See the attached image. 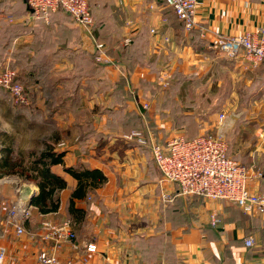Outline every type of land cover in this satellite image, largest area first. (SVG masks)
Masks as SVG:
<instances>
[{"label": "crops", "instance_id": "crops-1", "mask_svg": "<svg viewBox=\"0 0 264 264\" xmlns=\"http://www.w3.org/2000/svg\"><path fill=\"white\" fill-rule=\"evenodd\" d=\"M87 1L99 16L93 26L111 24L124 34H109L105 46L63 11L35 19L26 0H0V70L21 58L29 75L32 71L37 79L46 77L49 90H60L57 108L48 111L58 120L55 149L66 151L65 166L81 163L106 177L100 187L74 200L84 211L79 220L67 212L76 181L63 173L62 165L51 167L66 181L58 193V210L41 214L30 207L22 235L15 233L12 215L3 220L7 208L0 205L3 264H39L38 253L51 250L41 238L42 224L65 221L75 240L62 244L58 264H264V217L178 195L174 186L161 183L150 149L152 141L203 132L206 124L200 121L209 117V108L197 112L192 97L202 94L204 100L207 95L191 88L205 79L183 76L196 75L206 62L218 67L232 62L230 66L242 70L243 60L219 57L211 43L216 35L264 27V0H197L199 27L192 31L178 27L172 14L171 22L164 0ZM151 29L157 33L150 34ZM99 43L104 44L102 51ZM174 73L181 78H166ZM50 101L48 96L46 103ZM2 176L6 180H0V195L8 200L6 191L11 194L17 185L6 182L19 180L13 174ZM248 187L258 192L263 181L254 178ZM32 192V184L20 186L26 201ZM248 237L253 239L250 247L244 244Z\"/></svg>", "mask_w": 264, "mask_h": 264}, {"label": "rangeland", "instance_id": "rangeland-1", "mask_svg": "<svg viewBox=\"0 0 264 264\" xmlns=\"http://www.w3.org/2000/svg\"><path fill=\"white\" fill-rule=\"evenodd\" d=\"M89 11L94 22L99 16L94 14L90 6ZM166 13V16L172 19L171 22H173V18L170 16L172 12ZM163 20L168 23L167 19L163 18ZM99 25L100 27L96 32L100 42L104 43L105 46L109 45V34H124V32L119 30L114 31L111 24L109 26L106 23ZM149 32L154 34L157 33V30L151 29ZM218 53L219 57L227 58L219 51ZM106 56L109 57V54L106 53ZM98 60L97 62H102L100 59ZM241 64L242 70L240 68L236 70L232 62L220 64L219 67L214 63L206 62L203 63V70L195 73L196 75L192 72H183L186 74L183 78L192 77L202 81L205 79L202 85L191 88L192 90L194 89V92H202L203 90L207 95L204 100L202 99V94L200 96L195 93V96L192 97L197 112H201L204 109L203 113H205V108H209V117L200 121L206 124L200 134L209 133L220 137V139L225 141L227 153L232 159L245 166L249 172L264 175V66L258 68L247 61H243ZM83 66L85 65L83 64ZM10 68L15 71V81L23 88L26 102L17 100L11 92L0 87V150L4 151V148H10L12 151L11 158L20 159L22 165L27 166L37 157L39 151L44 147V143H49L53 146L57 143L54 139L59 136V131L57 130L58 120L51 118L48 115V111L52 112L54 108H57L58 99H61L60 90L59 92L58 90L56 92L55 90H49L51 82L46 81L47 79H44L46 77H38L36 83H33L31 79L27 80L25 75V73L27 74L25 72L26 67L21 58L17 59ZM250 69H252L251 74H249ZM181 72L178 73L181 74ZM178 73H174L172 76L169 75L166 78H181ZM162 77L165 78V75H162ZM172 89L178 90L179 88ZM184 89L187 90L188 88ZM48 90L51 95H54H48ZM187 91L191 92V90ZM48 96L51 101L46 103ZM205 100L208 101V106ZM46 114L47 118H44ZM220 115H223V117L219 121ZM2 155L3 152H0V160H2ZM18 169L20 170L21 168L19 167ZM6 170L0 163V173H4ZM13 176L17 177L19 181L6 183L7 186L10 185L12 187L17 185L16 191H12L11 194L8 190L6 191L5 194H8V200L6 198L2 200L0 195V205L3 208H7V213L3 220L8 218L12 214L11 210L21 202V210L24 209V206L28 210L30 207H34L31 205L27 206L26 197L20 194V186L32 184L35 187V192L32 193L35 194L37 192L35 184L25 178L26 174H13ZM0 180H6V177L2 176ZM10 195H12L11 198ZM193 197H198L203 205L222 203L225 206H235L226 201L209 200L196 195ZM23 216L20 218L19 223L27 228L29 214L26 218Z\"/></svg>", "mask_w": 264, "mask_h": 264}, {"label": "built area", "instance_id": "built-area-1", "mask_svg": "<svg viewBox=\"0 0 264 264\" xmlns=\"http://www.w3.org/2000/svg\"><path fill=\"white\" fill-rule=\"evenodd\" d=\"M26 3L35 19L63 11L92 34L93 20L87 0H26ZM165 4L172 9L186 31L199 27L196 23L197 0H165ZM211 45L229 59L258 65L264 62V27L239 35H216ZM97 49L102 51V44H97ZM15 78V71L5 66L0 72V87L11 92L17 100L26 102L23 88ZM222 117L219 116V121ZM131 134L141 143L145 142L139 132ZM150 149L153 162L160 172L161 183L174 186L178 195H196L209 200L230 202L245 214L256 213L264 217V175L253 174L232 159L227 153L225 141L220 137L205 133L187 138L180 134L164 142L152 141ZM254 178L263 181V187L258 192H251L248 187ZM21 207L22 202L11 210L17 235L24 233L20 218L23 215L26 218L29 214L27 207L24 206L22 210ZM210 220L212 225L216 223L214 216ZM42 231L41 238L50 244L51 250H41L37 261L39 264H58V252L62 244H74L75 233L71 224L68 221L61 224L44 222ZM244 244L246 247L252 246L253 239L248 237ZM87 250L92 251L94 247L88 246ZM5 255V248L0 245V264L4 263Z\"/></svg>", "mask_w": 264, "mask_h": 264}, {"label": "trees", "instance_id": "trees-1", "mask_svg": "<svg viewBox=\"0 0 264 264\" xmlns=\"http://www.w3.org/2000/svg\"><path fill=\"white\" fill-rule=\"evenodd\" d=\"M166 7L172 12L174 18L179 24V27L184 29L182 22L177 19L172 9L167 5ZM99 24L102 23L95 22L92 30V35L95 36L98 41L100 40L96 31L100 27ZM106 52L109 54L108 49H106ZM97 56L98 55L93 56L92 54V57H94L96 61H99ZM96 63L98 65H102L99 62ZM259 65H264V62H261ZM29 70H25V72H27V74L25 73L27 80L31 79L33 83H36V81H38L37 77L32 76V71L29 75ZM57 140L58 136L55 137L54 141L56 142ZM4 149V151L0 150L1 153L3 152L0 163L2 164L3 168L7 169L4 173L17 175L26 174L25 178L33 182L37 187V192L30 198V205L34 206L41 214H48L58 210V193L66 187V181L61 175L52 172V166L62 165L63 173L71 176L76 181V187L71 192L68 199L67 212L77 220L82 218L84 211L75 207L74 200L85 197L90 190L100 187L106 181V177L103 172L97 168L90 169L81 163L73 166H65L63 162V156L65 155L66 151L56 150L55 147L49 143H44V147L39 151L37 157H35L27 166H23L20 159L11 158L12 151L10 148L7 147ZM19 167L21 168L20 170L18 169ZM2 174L3 173H0V176Z\"/></svg>", "mask_w": 264, "mask_h": 264}, {"label": "water", "instance_id": "water-1", "mask_svg": "<svg viewBox=\"0 0 264 264\" xmlns=\"http://www.w3.org/2000/svg\"><path fill=\"white\" fill-rule=\"evenodd\" d=\"M32 195H33V193H31V194L29 195V197H28V200H27V206H30V198H31Z\"/></svg>", "mask_w": 264, "mask_h": 264}]
</instances>
